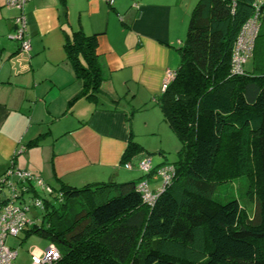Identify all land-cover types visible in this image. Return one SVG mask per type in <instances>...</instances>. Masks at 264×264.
Instances as JSON below:
<instances>
[{"label": "trees", "instance_id": "1", "mask_svg": "<svg viewBox=\"0 0 264 264\" xmlns=\"http://www.w3.org/2000/svg\"><path fill=\"white\" fill-rule=\"evenodd\" d=\"M252 2L238 0L232 13L229 0H197L190 12L175 76L157 99L180 147L174 162H164L174 173L153 205L135 190L143 175L81 187L47 183V197L29 189V213L40 222L21 232L55 245L52 264H264V17L246 74L229 75L233 42ZM64 50L79 95L95 98L104 80L95 35L75 30ZM140 154L149 156L130 136L120 163ZM252 157L261 186L258 195L245 192L254 204L247 218L233 194L217 191L245 176ZM35 196L42 209L34 207Z\"/></svg>", "mask_w": 264, "mask_h": 264}, {"label": "crops", "instance_id": "2", "mask_svg": "<svg viewBox=\"0 0 264 264\" xmlns=\"http://www.w3.org/2000/svg\"><path fill=\"white\" fill-rule=\"evenodd\" d=\"M192 8L186 0H26L30 57L21 59L9 38L17 12L0 0V173L12 163L54 188L139 178L140 171L120 163L135 135L129 110L116 102L129 96L140 102L133 109L148 112L150 100L158 109L148 118L167 124L157 99L179 64ZM75 30L96 37L104 80L95 98L79 95L81 82L64 50Z\"/></svg>", "mask_w": 264, "mask_h": 264}, {"label": "built area", "instance_id": "3", "mask_svg": "<svg viewBox=\"0 0 264 264\" xmlns=\"http://www.w3.org/2000/svg\"><path fill=\"white\" fill-rule=\"evenodd\" d=\"M112 4L113 0H106ZM231 12L233 13L238 0H229ZM26 0H5V5L16 10L17 14L13 18V32L9 38L18 43V56L21 59H29L30 43L27 38L26 14L24 11ZM253 15L249 16L240 27L233 42L230 57V75H243L245 65L253 52L254 42L258 35V17H264V0H253ZM175 76V72L169 70L162 82L161 92H164ZM126 169H130L132 164H123ZM137 167L143 177L136 183L135 190L140 194L142 201L148 205H153L159 194L170 182L174 166L162 164L153 167L150 156L143 155L137 162ZM153 173L156 179L151 178ZM159 181L160 184L151 188L150 184ZM31 187V188H30ZM29 189L35 193L47 197L53 192L52 188L39 176L30 171L18 168L10 163L9 166L0 173V264H14L16 251L6 245L8 236H17L24 228H28L40 222V219L30 215L29 204L25 200V195H30ZM5 190V191H4ZM43 199L35 196L33 205L35 208H43ZM29 264H52L59 258V252L54 244L49 243L43 250H30Z\"/></svg>", "mask_w": 264, "mask_h": 264}, {"label": "rangeland", "instance_id": "4", "mask_svg": "<svg viewBox=\"0 0 264 264\" xmlns=\"http://www.w3.org/2000/svg\"><path fill=\"white\" fill-rule=\"evenodd\" d=\"M197 0H193L196 2ZM191 0H186V3L192 8ZM253 8V7H252ZM254 14V13H253ZM251 14V16L253 15ZM190 13L184 18V34L187 29L188 20ZM259 18V17H258ZM258 30H260V21ZM259 33V32H258ZM178 46V45H177ZM249 63V61H248ZM247 63V64H248ZM246 74V73H244ZM243 74V75H244ZM230 75V74H229ZM230 76H242V75H230ZM111 102V100L109 99ZM139 101H130V97L126 96L121 98L116 105L120 108L128 109V123L134 127V137L133 140L138 144L146 145L148 149L149 156L154 159H162L164 162H174L177 158V149L179 148V142L172 132L171 128L167 126L166 123L159 122V118L151 117L149 115L150 109L157 108V105L151 103L150 100L147 101L148 112L137 111L133 108L139 106ZM148 120L149 125L144 126V122ZM156 120V121H155ZM155 122V125L153 123ZM163 129V130H161ZM143 142V143H141ZM163 149V151H161ZM162 155H161V154ZM138 156L131 160L132 168L139 171L137 167ZM250 166H247V174L241 178H235L227 184L220 186L217 191L218 196L225 197L229 194H233L242 206V213L247 218L252 217L254 212V204L245 195V192L250 187L253 193L259 194V186H261L260 170L258 169L257 162L252 157L250 161ZM152 180L156 179L153 173H150ZM159 181H154L150 184V187H156L159 185ZM5 191V190H4ZM25 195V200L27 203H31L32 199ZM50 197V196H49ZM32 207V206H31ZM33 211V210H31ZM35 211V210H34ZM39 217L42 216L43 212L36 211ZM40 219V218H38ZM6 245L10 246L16 251V258L14 259V264H29V251L30 250H43L49 244L48 240L35 234L26 235L24 232H20L17 236H8L5 240Z\"/></svg>", "mask_w": 264, "mask_h": 264}]
</instances>
